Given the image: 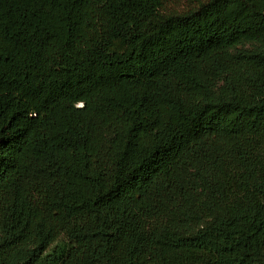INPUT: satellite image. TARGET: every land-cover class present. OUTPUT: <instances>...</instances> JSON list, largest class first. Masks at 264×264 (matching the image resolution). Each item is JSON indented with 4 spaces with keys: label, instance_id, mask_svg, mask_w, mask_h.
I'll use <instances>...</instances> for the list:
<instances>
[{
    "label": "trees",
    "instance_id": "1",
    "mask_svg": "<svg viewBox=\"0 0 264 264\" xmlns=\"http://www.w3.org/2000/svg\"><path fill=\"white\" fill-rule=\"evenodd\" d=\"M0 264H264V0H0Z\"/></svg>",
    "mask_w": 264,
    "mask_h": 264
}]
</instances>
